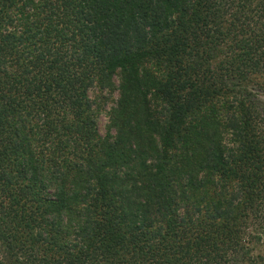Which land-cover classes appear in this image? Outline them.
<instances>
[{"label":"trees","instance_id":"1","mask_svg":"<svg viewBox=\"0 0 264 264\" xmlns=\"http://www.w3.org/2000/svg\"><path fill=\"white\" fill-rule=\"evenodd\" d=\"M260 75L264 0H0V264L256 263Z\"/></svg>","mask_w":264,"mask_h":264},{"label":"rangeland","instance_id":"2","mask_svg":"<svg viewBox=\"0 0 264 264\" xmlns=\"http://www.w3.org/2000/svg\"><path fill=\"white\" fill-rule=\"evenodd\" d=\"M248 85L250 87H253L254 89L264 87V75L252 77ZM116 96V94H103L97 89H93L90 92L91 101L94 103V108L96 109L95 114L97 117V124L101 135L106 134L108 125V113L110 108L114 106ZM259 97L261 98L262 107L264 109V94H259ZM253 257L258 260H256V263L246 262L244 264H264V239L259 245L255 246Z\"/></svg>","mask_w":264,"mask_h":264}]
</instances>
